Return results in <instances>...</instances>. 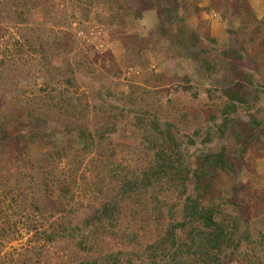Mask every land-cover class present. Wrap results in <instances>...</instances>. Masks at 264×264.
Listing matches in <instances>:
<instances>
[{
    "label": "rangeland",
    "instance_id": "1",
    "mask_svg": "<svg viewBox=\"0 0 264 264\" xmlns=\"http://www.w3.org/2000/svg\"><path fill=\"white\" fill-rule=\"evenodd\" d=\"M0 119V264H264V0H0Z\"/></svg>",
    "mask_w": 264,
    "mask_h": 264
},
{
    "label": "trees",
    "instance_id": "2",
    "mask_svg": "<svg viewBox=\"0 0 264 264\" xmlns=\"http://www.w3.org/2000/svg\"><path fill=\"white\" fill-rule=\"evenodd\" d=\"M41 46H42V44L40 43V48H39L40 50H42ZM33 48H34V46H33ZM18 49L21 51L20 48H18ZM15 54H18V51L13 52V55H15ZM22 56H23V52L21 51V60H22ZM63 82H64L63 84H64L65 88L72 85V82L67 80V79ZM4 125H5V123L3 121H1V119H0V157L4 156V153H5L4 148H5L6 144L9 142V139H7V135L4 133V131H1V128L2 127L4 128ZM37 131H38V129H37ZM32 133H35V134L30 133L31 136H29V137H27L26 135H22L19 137L20 140L22 141L21 142V147H22L21 149H23L24 152L25 151L27 152L29 150V146L41 145L42 140L44 138H46V136H47L45 134L44 135L41 134V132H40V134L39 133L37 134V132H34V131ZM211 156H209V155L205 156V158H206L205 160H209V161L213 160L212 163L214 165H217V164H220V162H223V159L218 158V156H216V157L215 156L211 157ZM160 168H162L161 170H163V171L165 170L162 167V165H160ZM194 174L196 175V173H194ZM62 188H63V192H64L63 195L65 197H66V195L69 196L70 191H68L65 187H62V186L60 187V190ZM130 197L131 196H129L128 199ZM199 198L203 199V197H199ZM187 202L188 203L183 208V212H184L183 217H184V219H187V220L182 221V222H178V223H174V227H181L186 222L190 221L189 223H191V222H194L196 219H200L202 224H203V227L208 229V232H205V233H203V235H201L203 242L199 243V245L201 246V250H203L202 258L208 257V259H207L208 264L214 263V262L219 264V256L221 255L223 248L226 247V246H224V242L225 241L230 242L234 236V235L232 236V228L224 225L223 222L216 223L214 221L213 212L211 211V209L206 208L204 206H199V201H196L194 199L193 200L190 199ZM64 224H69V222H61V223L59 222L57 226L56 225L53 226L54 225L53 224L52 225V231L48 235H46V240L49 242H53L56 238H59V237H61V238L63 237V238L68 239L67 237L63 236V234H64L63 230H65ZM239 230H240L239 235H241L242 231L240 228H239ZM244 234L241 236H242V238L246 239L247 235L246 234L244 235ZM260 235H261V238L258 241L253 243L254 244L253 248L257 249V245L264 246V239H262L264 234L261 233V234H259V236ZM236 240H237L236 245L241 243V240H238V239H236ZM163 243H164V241L160 242V244L159 243H157V244L159 246H161ZM195 243L196 242H194L193 244H195ZM77 248H79V250H86L87 251V248L90 249V246L85 241L78 239ZM244 259H245V262L243 264H250L251 263L245 256H244ZM91 261L92 262L87 261L88 263L78 262L76 264H99L98 259H96V258L91 260ZM100 264H104V263H100Z\"/></svg>",
    "mask_w": 264,
    "mask_h": 264
}]
</instances>
